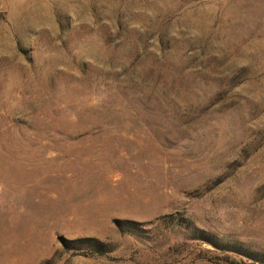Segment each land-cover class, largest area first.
I'll list each match as a JSON object with an SVG mask.
<instances>
[{"label": "rangeland", "instance_id": "374dc122", "mask_svg": "<svg viewBox=\"0 0 264 264\" xmlns=\"http://www.w3.org/2000/svg\"><path fill=\"white\" fill-rule=\"evenodd\" d=\"M0 264H264V0H0Z\"/></svg>", "mask_w": 264, "mask_h": 264}]
</instances>
